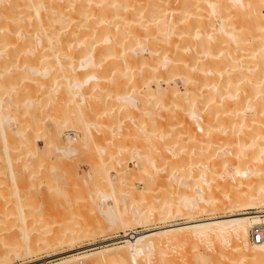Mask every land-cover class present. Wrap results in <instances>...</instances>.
Segmentation results:
<instances>
[{
    "label": "bare ground",
    "instance_id": "6f19581e",
    "mask_svg": "<svg viewBox=\"0 0 264 264\" xmlns=\"http://www.w3.org/2000/svg\"><path fill=\"white\" fill-rule=\"evenodd\" d=\"M263 13L264 0H0V172L6 169L10 176L8 182L0 177V184L5 181L8 187L1 186L0 193L10 189L19 201L14 203L11 199L12 206L6 201L0 202V264L12 260L21 251L35 252V247L41 246L40 239L42 243L48 234L45 229L46 234L36 229L35 218L34 222L26 221L29 209L26 217L21 198L34 195L25 191L21 196L14 168L15 165L24 167L22 175L25 177L27 173L30 178L39 171L43 159L35 162L26 157L21 159L23 151L18 153V149L23 147L28 153L39 149L35 135H30L29 130H42V124L44 131L36 135H41L45 152L55 153L60 164L75 156L79 147V141L76 145L75 140H80L70 135L66 141L55 139L54 132L61 129L83 124L80 142L91 138L95 144L104 138L115 146L116 153L109 151L89 165L88 175L95 179L92 186L102 177L109 179L111 183L107 184L112 186L105 184L107 181L99 185L118 190L117 196H111L97 185L104 191L99 189L103 195L98 194L97 198L102 197L98 204L94 203L97 191L94 195L93 187L88 186L91 180L78 171V160L76 168L72 157V163L67 164L73 166V171L68 167L70 177L75 174L74 178L78 177L80 182L85 177L88 181L85 183L88 187L77 188V197H83L85 192L84 197L89 195L87 198L93 199L97 208L99 205L98 210L106 215L109 226L122 227L126 232L111 239H124L123 243H111L95 252V243H91L84 253L59 255L49 262L48 258H35L33 262L78 264L83 259L85 263L87 258L83 257L97 252L103 256L91 255L92 261L100 258L94 264L115 261L116 264H142L139 258L151 256L164 239H184V244L190 246L188 241L193 244L196 254L204 242L225 243L220 247L222 251L218 248L214 252L219 253L217 258L213 253L215 260L211 254L208 259L198 260L200 264H210L226 256L223 249L228 245L240 255L238 258L233 252V258L264 264V242L253 240L250 232L256 223L264 221V211L258 210L264 206ZM233 45L239 52L234 53ZM176 73H180L181 86L173 77ZM47 106L54 109L50 112ZM114 126L118 129L115 133ZM140 131L147 144L141 151L130 148L136 153L133 171L122 152L126 142L136 140ZM215 131L220 133L216 136ZM186 139L198 144V150L191 147L184 150L186 144L182 140ZM88 144L84 147L89 148ZM153 146L166 152L150 154ZM16 157H21V161ZM49 161L52 164L53 160ZM109 167L114 168V176ZM49 176L47 179H52ZM93 176L100 177L98 183ZM134 178L144 183L135 186ZM125 189L133 190L131 199L126 198L131 190L124 195ZM151 190L158 191L160 196L151 194ZM107 198L111 204L106 203ZM139 204L145 206L139 207ZM171 206L178 210L172 208L176 213L188 214L189 219L181 224L127 232L136 223L143 224L157 217L165 219L171 214ZM215 209H220L218 215L199 217L207 210L215 213ZM60 226L44 242L55 241L52 244L56 245L58 238L62 240V234L70 229ZM92 229L89 230L93 232ZM35 230L45 235L40 237ZM96 230L99 229L96 227ZM66 240L62 241L66 243ZM233 258L232 261L238 260Z\"/></svg>",
    "mask_w": 264,
    "mask_h": 264
},
{
    "label": "rangeland",
    "instance_id": "374dc122",
    "mask_svg": "<svg viewBox=\"0 0 264 264\" xmlns=\"http://www.w3.org/2000/svg\"><path fill=\"white\" fill-rule=\"evenodd\" d=\"M149 2H150V0H149ZM176 3V2H175ZM172 5H174V3L172 4ZM176 6V5H175ZM264 14V13H263ZM237 23H239V22H237ZM227 45H229V44H227ZM233 48L235 49V48H238V47H234V45H233ZM236 50H237V52H239L238 50L239 49H235V51H234V53L236 52ZM179 74L180 73H176L173 77H174V79L176 80V82L178 83V85L179 86H181L182 84H183V82H182V79L180 78V76H179ZM173 79V78H172ZM218 81H220V80H218ZM220 83V82H219ZM49 107L50 106H47L46 107V109H48L50 112H51V110H53L54 108V106H51L50 107V109H49ZM45 119H48V117L46 116L45 117ZM44 119V121H46ZM126 122V121H125ZM124 122V123H125ZM225 123V122H224ZM82 125L83 124H80V127L78 126V127H76V126H73V127H69V128H65V129H61V130H58V131H55L54 132V138L55 139H57V140H64V141H66L65 139H66V137H67V135H70V136H74L75 137V139H80V140H75V144H76V141H79V147H78V151H79V153H77V152H75L74 154H75V156L73 155V156H71V157H69L67 160L69 161V163L71 162V161H76L74 164V166L75 167H73L71 164L69 165V164H67L68 163V161L66 162V157H65V159H64V162H66V163H63L62 162V164L64 165H62V164H60L61 163V160L59 161L58 159H56V155H55V153H53V152H48V154H47V152H45V144H44V147H43V139H42V137H41V135H36L37 133H41V131H44L43 129L45 128V126L42 124V130L40 129V130H36V131H34V130H29V131H31L29 134L30 135H32V136H34L35 135V141H37V145H38V147H39V149L38 150H36V151H34V152H32V153H30V151H29V153H28V151H26L23 147H21V148H19L18 149V153H20V152H22L23 151V153L20 155V156H23L22 158L21 157H16L19 161H21L20 160V158L21 159H25L26 160V158H28L27 160H29V161H37V160H40V158L41 159H43V162H42V165H40L39 166V171H37V173H33L34 175L30 178V177H28L27 175V173H25L24 175H25V177L22 175V172H23V169H24V167H21L20 165H18V163L15 161V163H17V165L20 167H17L16 165L14 166V168H15V172L17 171V181H18V186L20 185V187L18 188L19 189V193L21 194V196L23 197L25 194H22V193H24L25 191H28V193H32L34 196L32 197V196H30V198L28 197L29 195H27L26 197H24V198H21V201H22V207H23V209H24V211L26 212V210L27 209H29V210H27L28 211V213H29V215H28V213L26 212L25 213V216L27 217V215H28V219L27 218H25L26 219V221L28 220V221H32V222H34V218H35V220L37 221L38 219L36 218V217H38L39 219H41L42 218V220H38L37 221V223H36V221L34 222V225L37 227L36 229H38V230H44L46 233L48 232V234L47 235H45L43 232L40 234V232L38 231V230H35V232H36V234H39L40 235V237H43L44 235L46 236V238L47 237H49V236H51L52 234H54V231H55V229H58L57 227L58 226H62L64 229H70V230H65V233H64V236H63V234H62V237H60V238H62V240H66L67 238V240H66V243H67V245H66V243L64 242V241H62L61 239H59L58 238V241L59 242H56V245H53L54 244V242L55 241H53V242H46L47 241V239L45 238V242H44V238L42 239V243H46L45 245L44 244H42L40 241H41V239H40V241L38 242V244L39 245H41V246H37V247H35L36 249H35V252L34 251H29V252H23V251H21L16 257H13L12 258V260L11 259H9V261L8 260H6V261H4V262H2L3 264H42L43 262L42 261H40V262H33L34 260H36L37 258H39V259H45V258H48L47 259V262H49V261H52V260H54L55 258H58V257H60V256H63V255H68V253L69 254H73V253H80V252H82V253H84L83 251L85 250V249H87L86 247H89V246H91L90 244L91 243H95V246H93V248H94V252L95 251H98V250H100V249H103V247H105L106 245H109V244H111V243H123V241H124V239H119V240H115V241H111V239L113 240L115 237H120V236H122L123 234H125V230H124V228H122V227H114V228H112L113 226H109V224H108V222L106 221V215H104V213H102L100 210H98V208H99V205H98V208H97V205L95 206V204H98L99 203V201H101V198H100V196H99V198H100V200H99V198H97L98 197V194L100 195V194H102L104 191H102V189L101 188H103V190H104V188H105V192L104 193H107V194H111V196L112 195H116L117 196V194H116V192L118 191V190H116L117 188L115 187L114 189H113V187H108L107 185H111V184H107V183H111V182H108L107 180H109V179H103L102 177H101V175L96 171V173L98 174V176H100L103 180H104V182H103V180H101V178L99 179V178H97V177H95L96 176V174H93V175H95V176H93L92 178H96V182L98 183V179L100 180L99 181V183L97 184L98 186H100L101 188H99L97 185H95L94 183V185L92 186V182H94V180L95 179H91V177H89V175H88V172H89V167L91 166L90 164H91V162H93V161H97V159L99 160V157L100 156H106L107 154H108V152L109 151H112V153H116V151H114V149H115V146L109 141V140H106V139H104V138H100L97 142H95V144H93V141H92V139L91 138H89V140L87 139V141L86 142H80L82 139V137H81V135H82V131H84V127H82ZM124 125V124H123ZM220 125H221V123H220ZM246 126H247V124H246ZM245 126V130H247L246 127ZM82 127V128H81ZM92 128V130H93V132H96V130H95V128L94 127H91ZM115 128V129H114ZM114 132L113 133H115V130L116 131H118V129H116V127L114 126ZM218 133H220V131H215V134H216V136L218 135ZM143 132L142 131H140L139 132V136L137 137V139L135 140V138L132 140V141H128V142H126V148L123 150L124 152H122V156L124 157V159L126 160V163H127V165L128 166H130V167H132V169H133V171H134V167H135V163H134V160H135V154L136 153H134V152H131V149H138V151H141V150H143V146H144V144H147V141H146V139L144 138H142V137H144L143 135ZM37 137V138H36ZM1 139V138H0ZM84 139V138H83ZM230 139V138H229ZM102 140V141H101ZM183 141V145L184 144H186V147H184L183 146V149L185 150V149H188V148H190L191 147V149L192 150H198L197 148H198V144H193V141L192 140H189L190 141V143H188L189 141L186 139V141H187V143H186V141L185 140H182ZM130 142V143H129ZM144 142V143H143ZM2 143V141L0 140V144ZM85 143H89L88 144V146H89V148H85L84 146H85ZM128 143V144H127ZM81 144V145H80ZM92 144V145H91ZM102 144V145H101ZM188 144V145H187ZM190 144V145H189ZM2 145V144H1ZM77 145V144H76ZM105 146V148L104 149H101V147L100 146ZM91 146H93V147H91ZM131 146V147H130ZM194 146V147H193ZM81 147L83 148L84 147V149H81ZM95 147V148H94ZM111 147L113 148V149H111ZM155 146H153V150H155V148H154ZM196 147V148H195ZM1 148V147H0ZM92 148V149H91ZM131 148V149H130ZM195 148V149H194ZM111 149V150H110ZM15 150H16V148H15ZM80 150H82L81 152H80ZM93 150V151H92ZM107 150V151H106ZM152 150V152L150 153V151H149V153L150 154H158L159 152H162V153H164V152H166V150L164 149V148H160V149H156L155 151H153ZM12 151H14V150H12ZM44 151V152H43ZM102 152V154L100 153V152ZM129 151V152H128ZM27 152V153H26ZM37 152V153H36ZM90 152V154H88ZM156 152V153H155ZM25 153V154H24ZM33 153H35V155L33 154ZM50 153V154H49ZM86 153V154H85ZM92 153V154H91ZM97 155V156H94L95 154ZM133 153V155H131ZM143 153V152H142ZM145 153V152H144ZM24 154V155H23ZM26 154H27V156H26ZM29 154V155H28ZM33 154V156H30V155H32ZM101 154V155H100ZM130 154V155H129ZM40 155V156H39ZM54 155V156H53ZM29 156L31 157V158H29ZM87 156V157H86ZM90 156L92 157L91 159H90ZM127 156H128V158H127ZM132 156H133V158H132ZM26 157V158H25ZM46 157V158H45ZM48 157H50V158H48ZM76 157V158H75ZM89 157V158H88ZM94 157V158H93ZM127 159H126V158ZM32 158H33V160H32ZM53 158V159H52ZM55 158V159H54ZM74 159V160H71V159ZM132 158V159H131ZM44 159H47L48 161L49 160H53L52 161V164L50 163L51 161H44ZM62 159V158H61ZM249 159H252V157H249ZM63 160V159H62ZM71 160V161H70ZM77 160H78V163H77ZM88 160H89V162H88ZM107 160H109V159H107ZM249 161V160H248ZM44 163H46L45 165H44ZM59 164V167H60V169L58 168V164ZM72 163V162H71ZM76 163L78 164V171H79V173L81 174V173H83V174H85L86 175V177H88L87 179L91 182H89L90 184L88 185V186H92L93 187V189H94V195L96 194L95 192L97 191V195L95 196V201H94V203L95 204H93V199H92V201H90L88 198H87V196H89V195H85V197H84V194H85V192H83V197H77V188L79 189V188H81L82 189V187L83 188H85L86 186H87V184H85L86 182L88 183V181H87V179H86V177H85V180H83V182L81 181L80 182V180L78 179V177H77V179L79 180V181H75V180H77L76 178H74V175L75 174H73V176H71L70 177V174L72 175V173H70V171H68L69 170V168L68 167H70V170L71 171H73L72 169L73 168H76L77 166H76ZM89 163V164H88ZM248 163V162H247ZM48 164H50V165H48ZM53 164H55V165H53ZM67 164V166H65ZM44 165V166H43ZM82 165V166H81ZM90 165V166H89ZM23 166V165H22ZM41 166H42V170H40V168H41ZM54 166V167H53ZM57 166V167H56ZM64 167V168H62V167ZM80 166V167H79ZM134 166V167H133ZM45 167V168H44ZM65 167H67V168H65ZM73 167V168H72ZM61 168H62V170H61ZM22 169V170H21ZM47 169H48V171H47ZM50 169V170H49ZM65 169V170H64ZM19 170H21V171H19ZM43 170H46V171H43ZM65 171V172H64ZM84 171H85V173H84ZM24 172H25V169H24ZM39 172V173H38ZM42 172H44L43 174V176L41 177V175H42ZM52 172H53V174H52ZM69 174H68V173ZM109 172H110V174H111V176H114L115 175V173H114V168L113 167H109ZM60 173V174H59ZM93 173H95V171L93 172ZM5 174V175H4ZM27 174V175H26ZM56 174H58V175H56ZM68 174V175H67ZM83 174H81V175H83ZM35 175H36V178H35ZM40 176V177H38V176ZM50 175V176H49ZM54 175H55V177H54ZM131 175V174H130ZM49 176V178H52V179H47V177ZM91 176V175H90ZM0 177H1V180L3 181V180H9V173H8V171L5 169V170H3V171H1L0 172ZM22 177H24L26 180H22L23 178ZM54 177V178H53ZM60 177V178H59ZM64 177V178H63ZM66 177V178H65ZM68 177V178H67ZM69 177H70V179H69ZM28 178V179H27ZM42 178V179H41ZM57 178H58V180H57ZM73 178V179H72ZM38 179V180H37ZM55 179H56V182H55ZM64 179V180H63ZM75 179V180H74ZM8 180L6 181V182H8ZM29 180V181H28ZM39 180H41L40 182H39ZM50 181V183L48 182V181ZM75 182H74V181ZM133 180H135L134 181V185L135 186H140L141 184H143L144 182H142V180L141 179H133ZM21 181L23 182V183H21ZM33 181H37L36 183L35 182H33ZM52 181V182H51ZM58 181H59V183H58ZM61 181V182H60ZM107 181V182H106ZM5 182V181H4ZM2 183L1 182V184H0V187L1 186H3L4 188H8L7 186H6V184L5 183ZM41 182H42V184H41ZM106 182V183H105ZM26 183V184H25ZM28 183H31L30 185H28ZM40 183V184H39ZM47 183H49V187H47L46 185H47ZM53 183V184H52ZM82 183V184H81ZM107 184V185H104L103 187H102V185H99V184ZM141 183V184H140ZM3 184V185H2ZM23 184H25L26 185V187H24L23 186ZM34 184V185H33ZM58 184V185H57ZM82 185V186H77V185ZM149 184H151L150 182H149ZM22 185V186H21ZM52 185H55L54 187H52ZM31 186V188H28V187H30ZM59 186L61 187V188H59ZM63 186H65L66 187V190H64V188H62ZM87 186V187H88ZM95 186V187H94ZM108 188H107V187ZM112 186V185H111ZM151 186V185H150ZM153 186V185H152ZM45 187V189H42V188H44ZM75 187V188H74ZM91 187V188H92ZM26 188V189H25ZM54 188V189H53ZM111 188L113 189V190H111ZM25 189V190H24ZM27 189H31L32 191H30V190H27ZM52 189V190H51ZM62 189V190H61ZM99 189H100V191H102V193H100V191H99ZM106 189H108V190H110V192L109 191H107ZM8 190H10V189H8ZM7 189L5 190V191H3V193L1 194L0 193V202H4V201H6V204H8V205H14V203H16L18 200H16V196H14L15 194L12 192V191H8ZM39 190H40V192H39ZM54 190V191H53ZM85 190V189H84ZM96 190V191H95ZM116 190V191H115ZM128 190V189H127ZM127 190L125 189V191H123L124 192V195L127 193ZM131 190V189H130ZM130 190H128V192L130 191ZM155 190V189H154ZM157 190V189H156ZM149 191V190H148ZM10 192L12 193V195H10ZM112 192H113V194H112ZM131 192V193H130ZM129 192V195L128 194H126V198L127 197H129V199H131L132 198V192H133V190H131ZM4 193H6V195L4 194ZM8 193H9V195H8ZM146 193H148L147 191H146ZM158 194V191H153V190H151V194ZM149 194V193H148ZM147 194V195H148ZM103 195V194H102ZM101 195V196H102ZM135 194H133V196H134ZM159 195V194H158ZM8 196V197H7ZM149 197H150V195H148ZM148 196H147V198H148ZM160 196V195H159ZM12 197V198H11ZM28 197V198H27ZM31 197H32V199H31ZM36 197V198H35ZM71 197V198H70ZM72 197H73V200H72ZM53 198L55 199V200H53ZM58 198V199H57ZM70 198V199H69ZM96 198H97V201H96ZM4 199V200H3ZM9 199V200H8ZM11 199H13L14 201H12ZM23 199H25L24 201H23ZM29 199V200H28ZM60 199V205H59V203H58V200ZM69 199V200H68ZM84 199V200H83ZM128 199V198H127ZM8 200V201H7ZM61 200H63V201H61ZM99 200V201H98ZM103 200V199H102ZM107 201H106V203H109V204H111L112 202H111V199L110 198H107L106 199ZM11 201L12 202H14V203H11ZM16 201V202H15ZM28 201V202H27ZM53 201H55V203L53 202ZM73 201V202H72ZM77 201V202H76ZM88 201H89V203H88ZM172 201V203H173V200H171ZM19 202V201H18ZM27 204H26V203ZM62 202H65L64 204L65 205H62L63 203ZM87 202V203H86ZM156 202V201H155ZM23 203H25V204H23ZM84 203H85V205H84ZM143 203H144V201H143ZM54 204L56 205V206H54ZM174 204V203H173ZM176 204V203H175ZM24 205V206H23ZM27 205H28V207H27ZM72 205V206H71ZM80 205V206H79ZM93 205V206H92ZM142 205V206H141ZM139 204V207L141 206V207H143V206H145V205H143V204ZM70 206V207H69ZM78 206V207H77ZM87 206V207H86ZM91 206L93 207V208H91ZM95 206V207H94ZM173 206V205H172ZM171 206V210H173V209H175V208H173V207H175V206H173L172 207ZM51 207V208H50ZM59 207V208H58ZM45 208V209H44ZM48 208L50 209L49 211H50V213L48 212L47 213V211H48ZM54 208V209H53ZM155 207H153V209L152 210H154V212H156L157 211V209L155 208ZM173 208V209H172ZM44 209V210H43ZM63 209V210H62ZM68 209V210H67ZM73 209V210H72ZM93 209V210H92ZM61 210V211H60ZM65 210V211H64ZM80 210V211H79ZM97 210H98V212H97ZM171 210H170V212L169 213H171L169 216H166L165 217V219H163V220H161V219H157V218H159V217H157V213L155 214L156 216L155 217H157V218H152L151 220H147L148 222H144L143 224H141V223H136V225L134 224L133 225V228H131V229H127V232L128 233H132V231H137V232H141V231H145V230H147V229H155L156 227H161V226H164V225H172V224H181V223H184V222H186L188 219H189V217H186V216H189L188 214L187 215H185V216H183V214L185 213H176L178 210L177 209H175V210H177L176 212H175V210H173L174 212H171ZM258 210H261L262 212L264 211V206H262L261 208H259ZM37 211H38V213H37ZM51 211H53V212H51ZM59 211H60V213H59ZM73 211H74V213H73ZM82 211V212H81ZM211 211V210H210ZM210 211H204L202 214H200V216L199 217H201V218H207L208 216L210 217V215L212 216V215H216L217 213H219L220 212V209L218 210V209H215V213L214 212H210ZM242 211H250L249 209H244V210H242ZM30 212H31V214H30ZM44 212H46L45 214H44ZM64 214H63V213ZM208 212V213H207ZM53 213V214H52ZM33 214V215H32ZM55 214V215H54ZM62 216H61V215ZM83 214V215H82ZM186 214V213H185ZM33 216V218H32V216ZM50 216V219H49V217L48 216ZM218 215V214H217ZM105 216V217H104ZM69 217V219L70 220H67V218ZM80 217V218H79ZM82 217V218H81ZM169 217V218H168ZM30 218H32V219H30ZM64 218V219H63ZM49 221H48V220ZM58 219H60V220H58ZM77 219V220H76ZM79 219H80V221H79ZM18 220H19V218H18ZM17 219H16V221H18ZM58 222H57V221ZM82 220V221H81ZM92 220V221H91ZM100 220V221H99ZM155 220V221H154ZM41 223H40V222ZM59 221H60V223H59ZM65 221V222H64ZM67 221V222H66ZM79 222V224H77L78 222ZM103 223H102V222ZM18 222H20V220L18 221ZM42 222H44V223H42ZM51 222L52 223H54L53 225L51 224ZM74 222H76V223H74ZM81 222V223H80ZM86 222V223H85ZM73 223V224H72ZM84 223V226L82 225ZM101 223H102V225H101ZM47 225L46 227H39V225ZM57 226H56V225ZM59 224V225H58ZM65 224H67V225H65ZM77 224V225H76ZM41 225V226H42ZM44 225V226H45ZM48 225H49V227L51 226L52 227V229H50L49 227H48ZM94 226V231L93 232H91L90 230L92 229L91 228V226ZM99 225H101L102 226V228L100 229L99 228ZM104 225V226H103ZM60 226V227H61ZM65 226V227H64ZM73 226V227H72ZM81 226V227H80ZM92 226V227H93ZM100 226V227H101ZM108 226H109V228H108ZM54 227V228H53ZM60 227H59V229H60ZM96 227H97V229H99V230H96ZM41 228V229H40ZM49 228V229H48ZM83 230H82V229ZM88 228V229H87ZM48 229V230H47ZM90 229V230H89ZM92 229V230H93ZM50 230V231H49ZM80 230V231H79ZM96 230V231H95ZM56 231H58V230H56ZM55 231V232H56ZM69 231V234L67 233ZM51 232V233H50ZM78 232V233H77ZM80 232V233H79ZM90 232V233H89ZM105 232V233H104ZM66 233H67V235H66ZM78 234V235H77ZM67 237V238H66ZM73 239V241H74V239H76L74 242L73 241H71L70 239L71 238ZM65 238V239H64ZM107 240H110L109 242H106ZM169 240H171L170 242H167V241H169ZM62 241V242H61ZM177 242V245H175V243L174 242ZM179 240H174V239H164V241H162L161 243H160V247H156V250H154V251H156V252H152L151 253V256L149 255V257H144L143 255L139 258V262L140 263H142V264H146L147 263V261H145V260H150V262L152 263V264H200V262L198 261V260H200L201 258H204V259H208V257H210L211 256V254H212V257H213V255L217 258L218 256V254H216V253H214V252H216L217 251V249L219 250V251H222L221 250V245H223V247H224V245H225V243L223 244L222 242H219V241H216V240H214L213 242H207V243H203V244H200V247H199V249H200V251H201V254H200V251L196 254V252L194 251L195 250V247L193 246V244L190 242V241H188V244L190 245V246H188L187 245V243H185L184 244V242L186 241H184V239H182V240H180L181 241V243H183L182 245H181V243H179L178 242ZM61 242V244H59ZM72 242H73V244H72ZM53 243V244H52ZM58 243V244H57ZM63 243H65V244H63ZM102 243V244H101ZM107 243V244H106ZM163 243V244H162ZM166 243H168V244H166ZM174 243V244H173ZM179 243V244H178ZM50 244L52 245L51 247H50ZM167 246H166V245ZM207 244V245H206ZM43 245H44V247H43ZM60 245V246H59ZM163 245H165V246H163ZM181 245V246H180ZM47 246H49V247H47ZM171 246V247H170ZM179 246V247H178ZM41 247V248H40ZM43 247V248H42ZM48 249H47V248ZM221 247V248H220ZM45 248V249H44ZM160 248V249H159ZM192 248V249H191ZM41 249V250H40ZM83 249V250H82ZM168 249V250H167ZM189 249H190V251H189ZM36 250H38V252L36 251ZM223 250H225V251H223V252H225V254H226V256H223V257H221L220 259H217L216 261H213V262H216V263H213V262H210V264H250L249 262H247V261H245V260H239L238 258H240V255H237L238 253L237 252H235V251H231V246H229L228 245V247H225ZM40 251V252H39ZM73 251V252H72ZM193 251H194V253L195 254H193ZM229 251H231V252H229V254H228V252ZM33 254H32V253ZM55 252H57L58 254H55L54 255V253ZM167 252V253H166ZM186 252H187V254L188 253H190L188 256H190V258H189V260H187V258H186V256H187V254H186ZM218 252V251H217ZM233 252H235L236 253V255H237V257L238 258H236V257H234L233 258V255L235 256V253H233ZM31 253V254H30ZM81 253V254H82ZM114 253V252H113ZM164 253V254H163ZM184 253H185V255H184ZM192 253V254H191ZM214 253V254H213ZM231 253H233L232 254V256H231ZM24 254H26V255H24ZM27 254H29V255H27ZM96 254L97 255H100L99 257H101V255L103 256V254H99V253H97L96 252ZM96 254H89V255H87V256H97ZM108 254H110L109 252H108ZM111 254H112V252H111ZM166 254V255H165ZM178 256H177V255ZM203 254V255H202ZM224 254V255H225ZM228 254V255H227ZM52 255V256H51ZM60 255V256H59ZM104 255H106V254H104ZM167 255H169V256H167ZM191 255H192V257H191ZM200 255H202L201 257H200ZM21 256V257H20ZM23 256V257H22ZM35 256V257H34ZM49 256V257H48ZM58 256V257H57ZM93 256V257H94ZM153 256V257H152ZM157 256V257H156ZM187 256V257H188ZM231 256V257H230ZM19 257V258H18ZM30 257H32V258H30ZM89 257H83L84 259L85 258H87V259H85V263H84V261H83V259H80V260H78L77 261V263L78 264H90V263H93V261H96L97 260V258L98 259H100L99 257H97V258H95V259H93V261H92V257H91V260H90V258ZM109 257H110V255H109ZM144 257V258H143ZM173 257V258H172ZM16 258V259H15ZM36 258V259H35ZM143 258V259H142ZM156 258V259H155ZM183 258H184V260H183ZM214 258V257H213ZM216 258H214L213 260H215ZM232 258L233 259H238V260H234V261H232ZM31 259V260H30ZM34 259V260H33ZM51 259V260H50ZM166 259V260H165ZM176 259V260H175ZM178 259V260H177ZM210 259V258H209ZM90 260V261H89ZM142 260V261H141ZM163 260V261H162ZM187 260V261H186ZM194 260L196 261V263L194 262ZM212 260V259H211ZM219 260V261H218ZM26 261V262H25ZM81 263H80V262ZM92 261V262H91ZM158 261V262H157ZM161 261V262H160ZM166 261V262H165ZM171 261V262H170ZM180 261H181V263H180ZM189 261V262H188ZM90 262V263H89ZM116 262V261H115ZM115 262H112V263H110V264H116ZM145 262V263H144ZM178 262V263H177ZM193 262V263H192ZM1 263V264H2ZM118 263V262H117ZM121 263V262H120ZM150 263V264H151ZM94 264V263H93ZM119 264V263H118ZM207 264H209V263H207Z\"/></svg>",
    "mask_w": 264,
    "mask_h": 264
},
{
    "label": "built area",
    "instance_id": "2783aa9c",
    "mask_svg": "<svg viewBox=\"0 0 264 264\" xmlns=\"http://www.w3.org/2000/svg\"><path fill=\"white\" fill-rule=\"evenodd\" d=\"M250 232L253 240L264 242V221L256 223Z\"/></svg>",
    "mask_w": 264,
    "mask_h": 264
}]
</instances>
